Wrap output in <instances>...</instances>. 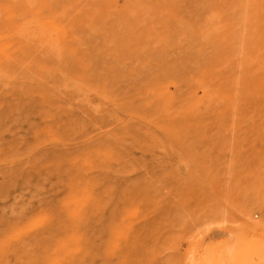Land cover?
I'll return each instance as SVG.
<instances>
[{
    "label": "bare ground",
    "instance_id": "1",
    "mask_svg": "<svg viewBox=\"0 0 264 264\" xmlns=\"http://www.w3.org/2000/svg\"><path fill=\"white\" fill-rule=\"evenodd\" d=\"M165 252L264 264V0H0V264Z\"/></svg>",
    "mask_w": 264,
    "mask_h": 264
},
{
    "label": "rangeland",
    "instance_id": "2",
    "mask_svg": "<svg viewBox=\"0 0 264 264\" xmlns=\"http://www.w3.org/2000/svg\"><path fill=\"white\" fill-rule=\"evenodd\" d=\"M158 188L162 189L165 187V185H157ZM110 199V201H112L115 205L119 204V203H123V200L117 196V194H112L110 195V197H108ZM130 199H135L134 197H130L128 199H125L124 201H128V202H132L130 201ZM159 202H161V200H158ZM168 202L165 201V203L162 206V211L155 216V220L159 224L164 225L162 228L160 226V230L162 233H166L167 232V226H166V222L168 219L172 218L173 220H175V222L177 221L178 224L180 223V216H182L179 212V210H175L174 215L170 216L167 214L168 211ZM118 206V205H117ZM120 207V206H119ZM123 208V207H122ZM121 208V209H122ZM199 218L201 217V215L198 216ZM202 219V218H200ZM162 222H165L164 224ZM227 223H218V225L215 226H209L206 228V230H213L217 231L218 229H225L227 227ZM160 232V231H159ZM198 232V230L196 229V227L194 226L193 223H190L189 228L185 229L184 227L180 226V228L176 229L174 231V229L172 230V234L170 235H166L165 239L167 241V244H171L173 246V248L176 250V252H178V255H180L183 251L186 250V248L188 247V243L191 241V239H193V237L195 235H193L194 233ZM207 236V235H206ZM202 240V239H201ZM193 254L195 255L196 258H201L204 255V251L200 246H195L194 247V252ZM177 255V254H176ZM162 259V263L163 264H180V260L177 256H175V254H171L170 252L167 253L165 252L164 254H162L161 256Z\"/></svg>",
    "mask_w": 264,
    "mask_h": 264
}]
</instances>
